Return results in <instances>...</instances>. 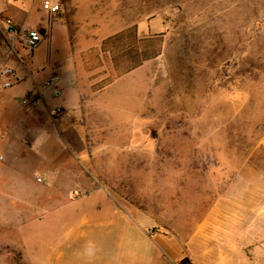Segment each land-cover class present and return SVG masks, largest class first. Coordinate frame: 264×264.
Here are the masks:
<instances>
[{
	"label": "rangeland",
	"instance_id": "rangeland-1",
	"mask_svg": "<svg viewBox=\"0 0 264 264\" xmlns=\"http://www.w3.org/2000/svg\"><path fill=\"white\" fill-rule=\"evenodd\" d=\"M52 1L35 48L0 46L13 70L72 81L53 104L79 100L21 96L0 129V264H205L207 248L215 264L226 215L264 264V0ZM131 26L162 34L160 56L91 92L102 69L82 57Z\"/></svg>",
	"mask_w": 264,
	"mask_h": 264
},
{
	"label": "crops",
	"instance_id": "crops-1",
	"mask_svg": "<svg viewBox=\"0 0 264 264\" xmlns=\"http://www.w3.org/2000/svg\"><path fill=\"white\" fill-rule=\"evenodd\" d=\"M38 1V3H36ZM41 1L42 0H0V14L4 17L10 18L14 24L17 26V28L20 31H28V30H35L40 28L42 26V19L43 17H46L47 19L51 18V16L47 15L44 11L41 9ZM58 3L57 1H54ZM61 12V7H60ZM59 12V13H60ZM58 13V14H59ZM57 14V15H58ZM57 15L53 16L56 17ZM10 51L6 48V46H0V69L3 67H8V57L7 54ZM18 76L21 78V82L17 84L16 86L12 87L11 89L7 91H0V129L6 128L5 126L11 122L14 116V110L15 107H17L18 99L23 96V94L33 88L34 85H37L47 79L50 76H46L41 79H35L31 73L27 72L23 69H17L15 70ZM38 70L37 68L33 70L34 74H37ZM55 75V74H52ZM59 77V80L61 81V84L59 85L61 88V91H63L64 85L71 86L72 81L67 80L64 81L65 77ZM62 85V86H61ZM64 86V87H63ZM62 95V94H61ZM79 100V95L76 96L74 103L73 101L68 102L67 100H62L60 104H53V100L49 99L48 103L51 106H59L62 107L65 110H73L77 107ZM218 209H213L211 212H233L235 209L232 206H226V207H217ZM246 216L240 215L238 218L236 216L226 215V219L223 220V228L225 229L222 233L223 241L225 245L223 246V250H226V253H230L231 257H223L219 258L215 264H247V257H246V247L248 243V236H252L246 226ZM212 221H204L200 225V229L196 232V235L194 236L195 240L196 238H202L203 234L205 233V229L208 227L212 228ZM65 226V225H63ZM77 233V232H75ZM248 233L250 235H248ZM220 233L217 232L215 236H219ZM250 239V238H249ZM194 240V242H195ZM252 240V239H251ZM211 244H215L214 241L210 240ZM250 242V241H249ZM261 243V242H260ZM196 244V247H190V248H196L199 250V246H206V244ZM217 245V244H215ZM219 246V245H218ZM209 252V249L207 248L206 253H202L203 256H200L203 260L206 259L205 264H210V260L208 259L209 256H207V253ZM253 256L254 259L257 257H260L262 254V248H253ZM166 254V253H165ZM262 258V255H261Z\"/></svg>",
	"mask_w": 264,
	"mask_h": 264
},
{
	"label": "trees",
	"instance_id": "trees-1",
	"mask_svg": "<svg viewBox=\"0 0 264 264\" xmlns=\"http://www.w3.org/2000/svg\"><path fill=\"white\" fill-rule=\"evenodd\" d=\"M162 51V34L138 37L137 29L131 26L121 30L100 42L98 49L89 50L83 57V69L86 73L98 69L102 71L89 77L93 93H99L117 79L135 71L144 63L158 58Z\"/></svg>",
	"mask_w": 264,
	"mask_h": 264
},
{
	"label": "built area",
	"instance_id": "built-area-1",
	"mask_svg": "<svg viewBox=\"0 0 264 264\" xmlns=\"http://www.w3.org/2000/svg\"><path fill=\"white\" fill-rule=\"evenodd\" d=\"M41 9L47 15L53 17L60 12V5L52 0H42ZM0 36H2L10 50L16 55L15 46L32 50L39 43L41 36L38 31L28 30L20 31L14 22L7 17L0 14ZM27 53V52H26ZM21 82L15 70L10 67H3L0 69V91H7ZM48 92L51 99L56 100L61 97L62 91L59 86V77L51 75L41 83L34 85L33 88L23 95L19 104L24 108H34L40 101L43 92ZM54 112L60 113L61 108L56 107ZM37 183H41V179H36Z\"/></svg>",
	"mask_w": 264,
	"mask_h": 264
}]
</instances>
